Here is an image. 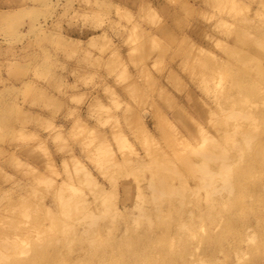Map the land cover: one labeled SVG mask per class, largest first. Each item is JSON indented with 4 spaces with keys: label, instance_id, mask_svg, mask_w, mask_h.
<instances>
[{
    "label": "rangeland",
    "instance_id": "1",
    "mask_svg": "<svg viewBox=\"0 0 264 264\" xmlns=\"http://www.w3.org/2000/svg\"><path fill=\"white\" fill-rule=\"evenodd\" d=\"M262 143L264 0H0V264H264Z\"/></svg>",
    "mask_w": 264,
    "mask_h": 264
},
{
    "label": "bare ground",
    "instance_id": "2",
    "mask_svg": "<svg viewBox=\"0 0 264 264\" xmlns=\"http://www.w3.org/2000/svg\"><path fill=\"white\" fill-rule=\"evenodd\" d=\"M263 90V89H262ZM217 104H218V107L221 106L222 102L220 101H217ZM102 107L100 104H94L92 106V109L91 111L92 112H97L98 110H101ZM233 114H237V113H233ZM248 117V116H247ZM213 126H215V122H213ZM217 127V124L215 126V129ZM233 128H238V131L241 130L245 135H247L248 137L246 139H249L250 137L254 136L252 138L251 141H248L249 144L250 142L252 143H255L254 142V138L256 136H259V132H254L253 131V127L252 129L251 128H245L244 126H242V124L238 123L236 125H234ZM207 136L205 135V137H203L204 139L206 138ZM209 138H206L205 140H208ZM258 143V141L256 142ZM263 147H264V143L261 144ZM216 146L215 142H212L210 141L209 144L206 146V148H202L204 152H200L201 153V156H202V160H201V166H195L196 162L193 160H190L189 158H186L184 160L185 164L188 166L189 169H191L192 172H200V173H203V176L202 178H199L197 181H196V185H198L199 183H202V189L205 188L206 192H211L213 191V188H212V185L214 183V171H215V165H218L219 164V168H220V175L222 177L224 176H227L226 173H228V164H227V159H231V157H227L225 156L223 153H220V154H217V151L214 152L212 149ZM48 149V148H47ZM48 154L50 156L51 153L49 151V149L47 150ZM260 154V155H259ZM263 157V155L261 153H258L256 154L255 156L251 157V163H252V166H259V167H263L264 168V159H261ZM52 160H53V157H51ZM232 159L236 160L237 157H232ZM17 163L19 162V159L15 158L14 159ZM222 187H224V189H226L227 187L230 188V185L227 186L226 183H224L222 185ZM158 189H156V184H155V190H158V192H160L159 194L161 195L163 193V190H160V187H157ZM199 188V187H197ZM187 191V189L185 188V190L180 193L181 195L185 194ZM178 193V192H177ZM166 194V193H164ZM205 215H207V213H203ZM204 264V263H202Z\"/></svg>",
    "mask_w": 264,
    "mask_h": 264
}]
</instances>
